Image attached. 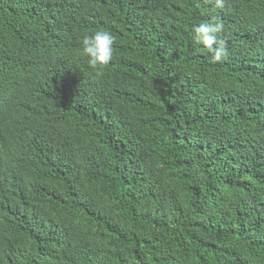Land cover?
Instances as JSON below:
<instances>
[{
  "label": "trees",
  "instance_id": "obj_1",
  "mask_svg": "<svg viewBox=\"0 0 264 264\" xmlns=\"http://www.w3.org/2000/svg\"><path fill=\"white\" fill-rule=\"evenodd\" d=\"M0 264H264V0H0Z\"/></svg>",
  "mask_w": 264,
  "mask_h": 264
},
{
  "label": "clouds",
  "instance_id": "obj_2",
  "mask_svg": "<svg viewBox=\"0 0 264 264\" xmlns=\"http://www.w3.org/2000/svg\"><path fill=\"white\" fill-rule=\"evenodd\" d=\"M217 9L225 6V0H214ZM224 30L223 23L201 22L192 27V40L203 46L211 54L213 61L226 60L230 53L226 42L218 39ZM114 35L107 29L97 30L92 35H85L80 41L81 50L93 69L107 66L114 58Z\"/></svg>",
  "mask_w": 264,
  "mask_h": 264
}]
</instances>
